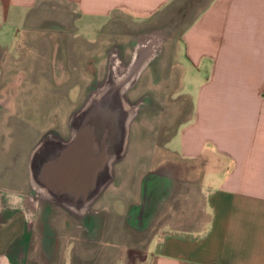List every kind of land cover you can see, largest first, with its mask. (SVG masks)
Instances as JSON below:
<instances>
[{
    "label": "crops",
    "instance_id": "1",
    "mask_svg": "<svg viewBox=\"0 0 264 264\" xmlns=\"http://www.w3.org/2000/svg\"><path fill=\"white\" fill-rule=\"evenodd\" d=\"M64 1L74 7L75 47L114 42H104L102 79L69 116L66 135L40 136L16 183L0 186V264H30L45 206H57L68 226L90 229L91 204L123 151L122 112L126 118L125 105L137 111L126 94L152 65L169 66L167 77L189 108L164 145L169 159L145 172L124 212L122 228L150 232L136 264H264V0H206L178 33L156 23L187 0ZM40 2L0 0V67L39 18ZM59 53L52 65H76ZM196 178L207 225L152 229L169 212L178 183ZM69 234L67 264L107 260L78 255V237ZM115 262L124 264V255Z\"/></svg>",
    "mask_w": 264,
    "mask_h": 264
},
{
    "label": "rangeland",
    "instance_id": "2",
    "mask_svg": "<svg viewBox=\"0 0 264 264\" xmlns=\"http://www.w3.org/2000/svg\"><path fill=\"white\" fill-rule=\"evenodd\" d=\"M205 2L187 0L174 5L156 24L169 25L178 33ZM73 8L64 0H41L39 18L25 29L19 46L0 67V186L16 183L25 155L40 136L50 131L66 135L69 116L102 79L100 51L105 41H114L103 40L101 46L91 49L75 47L69 38ZM57 47L62 60L70 57L76 65H52ZM168 68L152 65L126 94L129 104H137V111L126 124V112H122L123 151L114 163L113 179L104 196L91 204L90 229L83 233L81 227L68 226L69 220L57 206H45L42 222H36L30 264H67L63 258L69 233L78 237L73 248L78 255L98 254L107 259L92 264H116L120 255H124V264H136L150 232L122 228L124 212L137 200L145 172L169 159L164 145L189 108L184 97L177 96L172 85L175 79L167 77ZM189 168L193 167L186 170ZM204 194L198 178L178 183L166 208L169 212L160 214L152 229L164 222L175 227H205L209 215ZM77 222L75 218L74 224Z\"/></svg>",
    "mask_w": 264,
    "mask_h": 264
},
{
    "label": "bare ground",
    "instance_id": "3",
    "mask_svg": "<svg viewBox=\"0 0 264 264\" xmlns=\"http://www.w3.org/2000/svg\"><path fill=\"white\" fill-rule=\"evenodd\" d=\"M125 108L127 109V117H126V120H125V124H126V122H128L129 121V119L131 118V117H133L134 116V114H135V108L134 107H132V106H126L125 105ZM151 188V187H150ZM149 193V192H148ZM132 219V218H131ZM130 219V220H131ZM129 221V220H128ZM133 223V222H132ZM137 223V222H136ZM146 224V223H145ZM132 226V225H131ZM144 228V227H143ZM138 229H140V228H138Z\"/></svg>",
    "mask_w": 264,
    "mask_h": 264
},
{
    "label": "flooded vegetation",
    "instance_id": "4",
    "mask_svg": "<svg viewBox=\"0 0 264 264\" xmlns=\"http://www.w3.org/2000/svg\"><path fill=\"white\" fill-rule=\"evenodd\" d=\"M135 108V107H134Z\"/></svg>",
    "mask_w": 264,
    "mask_h": 264
}]
</instances>
